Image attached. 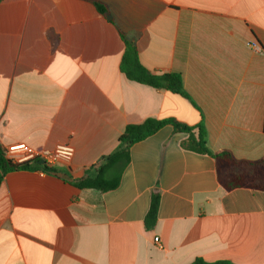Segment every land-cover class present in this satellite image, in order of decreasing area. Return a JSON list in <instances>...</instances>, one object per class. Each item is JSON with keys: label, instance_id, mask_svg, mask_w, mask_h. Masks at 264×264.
Masks as SVG:
<instances>
[{"label": "crops", "instance_id": "1", "mask_svg": "<svg viewBox=\"0 0 264 264\" xmlns=\"http://www.w3.org/2000/svg\"><path fill=\"white\" fill-rule=\"evenodd\" d=\"M97 1L107 14L94 0L0 3L1 144L75 151L52 172L5 175L0 264H264V191H226L215 160L172 126L131 147L117 189L75 186L148 119L202 125L212 151L263 159L264 0ZM122 34L187 96L128 80Z\"/></svg>", "mask_w": 264, "mask_h": 264}, {"label": "trees", "instance_id": "2", "mask_svg": "<svg viewBox=\"0 0 264 264\" xmlns=\"http://www.w3.org/2000/svg\"><path fill=\"white\" fill-rule=\"evenodd\" d=\"M2 0H0L1 3ZM94 4L101 14H107V7L94 0ZM126 49L121 61V72L130 81L152 87L157 90H166L173 94L187 96L183 87L182 77L179 74L165 73L152 74L140 62L139 55L133 40L122 34ZM165 126H172L175 133H185L188 137L181 143L187 151L201 155H208L215 160L217 176L220 185L226 191L240 188L264 191V158L258 162L237 161L226 151L214 152L208 145V134L204 126H189L176 119H148L137 125H129L119 139V148L112 155L103 159L93 176L87 177L75 186L81 190L93 189L103 193L113 191L120 185L123 171L130 161V149L133 145L146 140ZM18 170H40L52 172L45 165L35 163L13 164L6 158V148L0 142V186L6 174ZM161 196L158 191L152 195L149 212L145 218L148 230L155 228L158 220ZM191 264H233L229 261L207 262L197 258Z\"/></svg>", "mask_w": 264, "mask_h": 264}, {"label": "built area", "instance_id": "3", "mask_svg": "<svg viewBox=\"0 0 264 264\" xmlns=\"http://www.w3.org/2000/svg\"><path fill=\"white\" fill-rule=\"evenodd\" d=\"M71 145H59L53 150L33 148L24 143L6 147V158L13 164L35 163L43 161L47 169L54 170L57 166L69 164L74 156ZM46 173V171H42ZM159 239L156 238L155 242Z\"/></svg>", "mask_w": 264, "mask_h": 264}, {"label": "water", "instance_id": "4", "mask_svg": "<svg viewBox=\"0 0 264 264\" xmlns=\"http://www.w3.org/2000/svg\"><path fill=\"white\" fill-rule=\"evenodd\" d=\"M39 164L43 165V164H44V162H43V161H40V162H39Z\"/></svg>", "mask_w": 264, "mask_h": 264}]
</instances>
